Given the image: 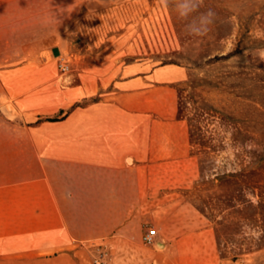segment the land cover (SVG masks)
Masks as SVG:
<instances>
[{"label": "rangeland", "instance_id": "1", "mask_svg": "<svg viewBox=\"0 0 264 264\" xmlns=\"http://www.w3.org/2000/svg\"><path fill=\"white\" fill-rule=\"evenodd\" d=\"M197 4L0 0L12 32L0 42V149L55 150L61 164L117 158L133 203L123 221H92L91 232L154 229L152 246L140 241L152 264H264V224L231 214L258 205L247 191L232 201L245 186L232 176L259 167L264 184V0H202L190 11ZM209 9L214 23L195 35ZM206 196L213 218L200 211ZM103 242L85 244L81 262H109Z\"/></svg>", "mask_w": 264, "mask_h": 264}, {"label": "crops", "instance_id": "2", "mask_svg": "<svg viewBox=\"0 0 264 264\" xmlns=\"http://www.w3.org/2000/svg\"><path fill=\"white\" fill-rule=\"evenodd\" d=\"M31 33L32 42L43 41V28ZM11 34L0 24V42ZM50 57L60 59L61 47L54 46ZM54 153L0 149V264L91 263L88 254L82 262L78 257L99 239L111 257L107 264H152L157 256L140 244L141 232H91L92 221H123L124 206L133 203L121 162L89 152L87 160L61 164Z\"/></svg>", "mask_w": 264, "mask_h": 264}, {"label": "trees", "instance_id": "3", "mask_svg": "<svg viewBox=\"0 0 264 264\" xmlns=\"http://www.w3.org/2000/svg\"><path fill=\"white\" fill-rule=\"evenodd\" d=\"M263 174L261 168H253L252 170L246 172L242 171L239 175H234L232 178L244 179L245 186L244 188H239L236 190V193L232 196V201L237 202L241 199L240 192L247 191L253 197H258L257 207H254L250 201H247V205L241 210H234L231 214L242 215L246 220L256 222L258 219L264 224V184L261 183V175ZM200 202V211L204 214H207L209 218L214 217V212L217 209L213 203L211 196H206L205 198H199ZM261 208V209H259ZM219 225H222L221 223ZM218 232V231H216ZM258 248L264 246V232L259 238ZM249 248L247 249V251Z\"/></svg>", "mask_w": 264, "mask_h": 264}, {"label": "built area", "instance_id": "4", "mask_svg": "<svg viewBox=\"0 0 264 264\" xmlns=\"http://www.w3.org/2000/svg\"><path fill=\"white\" fill-rule=\"evenodd\" d=\"M59 69L62 74H65L69 71V66L66 62H60L59 63ZM157 238V233L154 229L149 228L147 229L141 236V242L145 246H152ZM91 264H107L104 261V256L101 254H98L97 256H94L91 260Z\"/></svg>", "mask_w": 264, "mask_h": 264}, {"label": "clouds", "instance_id": "5", "mask_svg": "<svg viewBox=\"0 0 264 264\" xmlns=\"http://www.w3.org/2000/svg\"><path fill=\"white\" fill-rule=\"evenodd\" d=\"M202 3V0H199V4L195 5L192 9H190V11H195L197 8L200 7V4ZM186 15V13H185ZM215 12H213L211 9H209L206 12L201 13L200 19L203 25H205L204 31L200 32V31H196L195 35H203L204 33H206L209 30V25L214 23L215 20ZM261 59H264V53L261 54ZM259 232H255L253 230V235L259 236Z\"/></svg>", "mask_w": 264, "mask_h": 264}]
</instances>
